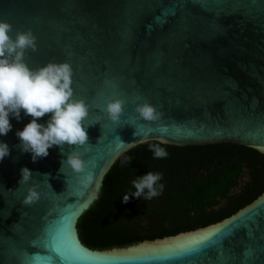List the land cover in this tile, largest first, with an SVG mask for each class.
<instances>
[{
  "label": "water",
  "instance_id": "1",
  "mask_svg": "<svg viewBox=\"0 0 264 264\" xmlns=\"http://www.w3.org/2000/svg\"><path fill=\"white\" fill-rule=\"evenodd\" d=\"M0 20L13 36L33 32L37 51L25 53L33 69L70 63L75 98L91 109L86 145L65 144L63 154L53 147L35 163L15 135L31 117L11 119L0 137L11 149L0 163V264H264V191L219 221L126 246L90 248L77 228L111 166L141 144V126L154 130L148 141L233 143L264 154V0H0ZM117 98L127 103L113 123L106 107ZM145 101L160 121L139 119L135 108ZM72 151L89 162L86 173L61 169ZM24 167L33 176L19 184ZM87 174L95 182L84 189L78 181ZM33 185L40 199L26 205ZM68 225L79 252L64 250L58 229ZM50 238L60 253L47 247Z\"/></svg>",
  "mask_w": 264,
  "mask_h": 264
},
{
  "label": "trees",
  "instance_id": "2",
  "mask_svg": "<svg viewBox=\"0 0 264 264\" xmlns=\"http://www.w3.org/2000/svg\"><path fill=\"white\" fill-rule=\"evenodd\" d=\"M148 141L123 153L107 172L99 198L80 217L81 241L93 249L126 246L219 221L264 191V154L233 143L166 147L154 159ZM161 172L164 190L149 201L122 196L132 181Z\"/></svg>",
  "mask_w": 264,
  "mask_h": 264
},
{
  "label": "clouds",
  "instance_id": "3",
  "mask_svg": "<svg viewBox=\"0 0 264 264\" xmlns=\"http://www.w3.org/2000/svg\"><path fill=\"white\" fill-rule=\"evenodd\" d=\"M13 26L0 20V137H5L13 129L11 119L20 121L21 113L31 117L22 130L15 132L22 152L31 156L33 163L49 155V149L60 148L62 154L65 144L78 147L86 145L88 133L85 123L90 114V105L83 99H77L73 89V67L68 62H49L33 69L25 60V53L31 49L37 51V39L31 30L17 31L12 35ZM126 99H112L107 103L106 112L113 123H119L124 113ZM135 112L139 119L145 122H158L162 113L151 103L145 101L137 104ZM51 114L44 122L40 118ZM152 128L134 133L140 137V143H147ZM159 133L164 136L166 128H160ZM124 142L121 140L118 147ZM166 141L150 143L149 151L154 159L167 158ZM11 154L10 146L0 139V163ZM88 163L79 151H72L62 161V167L67 164L75 173L87 172ZM39 174V173H38ZM40 175V174H39ZM32 171L24 167L21 169L19 184L28 183L32 178ZM47 176V174H45ZM163 173L149 171L143 176H136L132 181L135 191L122 196V202L128 203L130 197L149 201L162 194L164 184L161 183ZM95 182L93 174L83 175L78 181L81 188L87 189ZM41 193L33 185L24 198L23 203L30 205L39 201Z\"/></svg>",
  "mask_w": 264,
  "mask_h": 264
},
{
  "label": "snow or ice",
  "instance_id": "4",
  "mask_svg": "<svg viewBox=\"0 0 264 264\" xmlns=\"http://www.w3.org/2000/svg\"><path fill=\"white\" fill-rule=\"evenodd\" d=\"M116 147L119 148L118 147V143H117ZM63 227L64 226H61L58 229L59 233H61L63 231ZM208 239H209L208 236H203V237L200 238L201 241L208 240ZM194 243H198V241L197 242H194ZM47 247L48 248L51 247L56 253H60V251H61L60 247L56 243V238H50L49 241H48V243H47ZM189 247H191L190 244H179V245H176L175 246V248L176 249H179V250H184V249L189 248ZM64 250L65 251H76L77 249H76V247H75L74 244L66 243Z\"/></svg>",
  "mask_w": 264,
  "mask_h": 264
},
{
  "label": "bare ground",
  "instance_id": "5",
  "mask_svg": "<svg viewBox=\"0 0 264 264\" xmlns=\"http://www.w3.org/2000/svg\"><path fill=\"white\" fill-rule=\"evenodd\" d=\"M63 231H64V237L62 239V242L64 244H66V243L74 244L76 249H77V251H78L77 245L75 244V242H74V240L72 238V232H71V229H70L69 225Z\"/></svg>",
  "mask_w": 264,
  "mask_h": 264
}]
</instances>
